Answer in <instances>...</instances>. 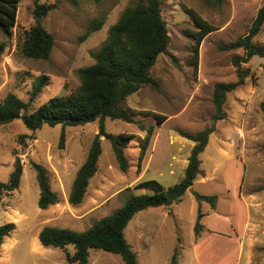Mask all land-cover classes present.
I'll use <instances>...</instances> for the list:
<instances>
[{"label":"rangeland","instance_id":"rangeland-1","mask_svg":"<svg viewBox=\"0 0 264 264\" xmlns=\"http://www.w3.org/2000/svg\"><path fill=\"white\" fill-rule=\"evenodd\" d=\"M137 0H38L56 7L41 21L53 36L47 59H32L21 53L24 32L34 24V0H20L17 22L9 38L0 32V102L8 93L28 101L41 77L45 85L26 113L54 96L76 90L77 71L94 63L95 53L108 29L122 11ZM264 0H223L219 7L203 0H161L168 46L151 69L159 91L145 85L128 96L124 108L150 111L166 116L157 126L152 116L136 115L135 123L104 120L107 133L133 134L124 150L129 168L121 172L109 140L100 137L101 154L97 171L89 180L82 202H68L72 182L85 162L99 122L80 126L43 125L29 131L20 119L0 126V182L7 183L15 158L22 165L19 186L0 199V225L14 223L15 229L0 245V264H70L64 249L43 247L38 234L44 227L85 231L95 221L119 209L131 195L146 194L137 184L156 180L167 189L183 177L193 142L182 135H194L213 128L208 144L199 155L201 174L181 201L137 212L128 222L124 237L138 264H170L178 249L177 264H264V58L253 56L241 67L247 70L244 83L225 96L222 120L214 121L212 94L217 83L238 80L234 57L242 49L223 46L247 34ZM193 8L217 28L200 44L198 65L192 63L193 32L196 27L180 5ZM104 17V25L84 41L80 37L90 20ZM252 42L264 46V23ZM139 125L143 127L140 130ZM152 127L153 133L141 169L138 171L139 141ZM61 134L64 135L62 147ZM34 165L49 174L58 203L41 210ZM196 194L215 197V205L196 200ZM202 229L194 232L198 213ZM89 264H124L121 258L99 249H90Z\"/></svg>","mask_w":264,"mask_h":264},{"label":"trees","instance_id":"trees-1","mask_svg":"<svg viewBox=\"0 0 264 264\" xmlns=\"http://www.w3.org/2000/svg\"><path fill=\"white\" fill-rule=\"evenodd\" d=\"M98 2L99 0H92ZM208 6L219 7L223 0H203ZM20 0H0V32L7 38L17 22V11ZM54 3H39L34 0L32 11L35 24L24 32L21 44V53L32 59H47L52 46L53 36L42 26V19L52 11ZM182 11L193 21L196 31L193 32L192 63L197 69L199 47L203 39L217 28L204 20L193 8L180 5ZM264 23V3L258 10L247 34L236 41L222 47L224 50L242 49V57H234L238 80L231 83H217L212 94V103L215 109L214 121L222 120L226 114L223 110L225 96L239 85L244 83L247 70L241 67L253 56L264 58V46L252 42ZM104 17H96L88 23L87 29L80 37L84 41L89 35L101 29ZM166 22L161 15V0H137L126 7L118 20L110 26L106 39L99 49L92 54L94 63L80 68L77 75L79 87L64 96H54L41 104L37 109L26 113L32 100L40 93L45 85L46 77H41L33 87L28 101H23L14 93H8L0 102V126L20 119L25 127L35 132L43 125L80 126L98 120V132L93 139L83 165L79 168L72 182L68 202L72 206L79 205L86 193L89 180L97 171L98 159L101 154L100 137L109 140L118 168L125 173L129 168L124 150L134 137L130 133L112 135L104 128V120H121L126 123H135L136 115L152 116L157 126H160L166 116L150 111L124 108L121 103L130 95L148 85L159 91V82L151 77V69L157 57L165 53L168 46ZM6 45L0 43V53ZM264 116V102L260 104ZM140 130L143 127L139 125ZM213 128H205L194 135H182L192 141L190 155L184 169L183 177L172 187L165 189L156 180H147L137 184L136 189H146L148 193L131 195L123 205L112 214L95 221L85 231H75L68 228L44 227L38 234L39 243L43 247L64 249L71 245L72 254L65 252L66 261L70 264H89V250L99 249L118 255L124 264H138L135 253L124 237V230L134 215L150 207L171 206L181 201L185 192L191 187L201 174L199 155L208 144L209 135ZM153 128L150 127L145 136L139 141L137 169L140 171L142 162L149 147ZM64 135L61 134L62 147ZM36 182L39 187L38 207L45 210L58 203V196L52 191L49 174L41 165H34ZM22 176V165L15 158L13 171L7 183L0 182V199L4 193H11L19 186ZM199 202H208L214 207L216 198L196 194ZM199 212L194 227L196 235L202 229ZM14 223L0 225V245L5 237L15 229ZM178 263V249H175L170 264Z\"/></svg>","mask_w":264,"mask_h":264},{"label":"crops","instance_id":"crops-1","mask_svg":"<svg viewBox=\"0 0 264 264\" xmlns=\"http://www.w3.org/2000/svg\"><path fill=\"white\" fill-rule=\"evenodd\" d=\"M250 256H248V262H247V264H251L252 262H253V260H252V258H251V256H252V254H249Z\"/></svg>","mask_w":264,"mask_h":264}]
</instances>
